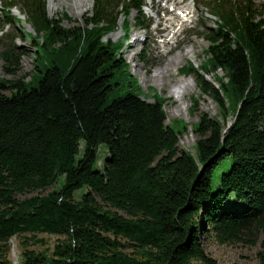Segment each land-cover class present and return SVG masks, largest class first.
<instances>
[{
    "label": "trees",
    "instance_id": "trees-1",
    "mask_svg": "<svg viewBox=\"0 0 264 264\" xmlns=\"http://www.w3.org/2000/svg\"><path fill=\"white\" fill-rule=\"evenodd\" d=\"M23 3L35 68L27 80L0 78V264H11L14 236L21 264H224L206 252L205 233L219 244L260 240L264 264V4L210 1L216 19L203 36L207 58L199 70L180 68L218 107L195 123L193 155L179 146L186 124L167 123L166 99L154 92L147 100L122 56L124 41L108 38L120 16L129 36L134 10L144 26L143 0H94L84 25L73 28L48 15L46 0ZM114 5L122 12L112 15ZM25 53L4 42V72L16 76ZM226 157L231 163L214 185ZM62 176L59 189L17 198ZM40 233L60 237L51 252L33 248L45 243ZM119 237L135 251L122 250Z\"/></svg>",
    "mask_w": 264,
    "mask_h": 264
},
{
    "label": "rangeland",
    "instance_id": "rangeland-1",
    "mask_svg": "<svg viewBox=\"0 0 264 264\" xmlns=\"http://www.w3.org/2000/svg\"><path fill=\"white\" fill-rule=\"evenodd\" d=\"M5 1L6 0H0V51L4 48V42H8L10 45L23 48L26 53L21 56V69L16 76H10L4 72L3 60L0 57V78L8 79L25 77L27 80L30 77L28 72L35 68V45L32 44L29 37L25 35L24 30L33 32V28L30 26L26 5H23V0H17L18 2H22V5L20 4L12 13L4 8L3 4ZM46 1L48 15L50 17H56L57 15L61 17L63 16V26L66 28L84 25V14L91 11L94 6V0H91L89 8L78 13L72 8L74 5L71 4L72 2L70 0H54V3L49 0ZM152 1L156 3L159 0H145L143 13L146 16V19L142 20V22L147 26L146 30L137 25L138 13L134 10L130 15L132 29L130 30L129 36L124 38V31L122 28H119L116 31L117 33L112 32L108 34V38L114 41H124L122 56L129 63L131 72L134 76H137L143 93H148L147 98H151L152 93L157 92L166 99L164 109L167 113V123L172 125L176 123L177 120H181L186 124L184 132L180 136L179 146L190 151L193 155H196L195 145L199 136L193 130L194 125L202 115L211 117L217 116L218 107L211 96L203 94L198 87L194 76L192 74H182L180 68L183 66H192L197 70L200 69L199 66L207 58L205 55V49L209 46V42L203 36L208 28L215 25L214 20L216 17L211 14L212 9L208 3L209 0H181L180 7L183 10H186L189 7L187 13L191 11L189 18L185 20V22H183V18H181L184 13H181L180 11L179 15L177 12L167 14L165 13L166 10L163 8H160L159 12L158 8L150 9ZM165 1L166 0L160 2L161 7L164 5ZM252 1L258 6L264 4V0ZM171 3L172 2L167 3L169 9L173 7L170 5ZM120 12H122V8L114 5L110 13L116 15ZM6 15L10 18L12 16L15 17V20L14 22L12 21L11 26L4 28L3 26L6 21ZM160 17H175L174 24L170 27H166L168 23L165 21L159 22ZM123 20L124 17L120 16L118 23L121 25ZM3 31L7 32L2 34ZM173 31L177 32V35L171 36ZM160 34H165V36L162 37ZM137 36L139 41L135 43L134 37ZM167 40L173 44H167ZM131 45H134V47L132 48ZM185 48H187V50L192 49L193 52L186 57L179 58L180 61L178 63L173 62L171 59L175 57L176 53ZM162 49H165V52H161ZM167 59L171 60L168 69V76L164 80L165 82L161 83L153 77V74L155 73L156 68L162 67L167 62ZM216 75L222 76L223 71H219ZM216 75L208 76L207 78L211 82L217 83V79L215 78ZM183 83L188 84L187 88H181ZM180 90H183L181 94L179 93ZM5 92L9 93L10 91L6 90ZM84 145L85 142L82 140L79 156H81V153L83 152ZM107 155V145L104 143L100 144L96 167L103 168ZM225 160L228 162L223 164V161ZM223 161L214 170V185L219 182L220 175L231 163V160L227 157ZM63 181L64 176L60 177L58 183L51 187L44 190L26 191L22 194H17V198L22 200L31 196L46 195L54 188L59 189L62 186ZM86 190V187L76 190L75 196L79 197L80 194ZM102 204L104 208H110L113 211L124 214L122 211L113 209L108 205H105L103 202ZM37 236L40 239H44L45 243L36 244L33 248L37 251L46 250L48 252L53 250L55 244L60 238L57 235H50L47 233H40L37 234ZM111 237L114 236L111 235ZM118 239L122 244V250L127 253L135 251L134 247L126 238L119 237ZM202 240L206 252L221 263L259 264L257 252L260 249V240L255 246L219 244L213 238L211 233L203 234ZM19 241L20 239L16 236L10 240L11 250L9 258L11 259V264H21Z\"/></svg>",
    "mask_w": 264,
    "mask_h": 264
},
{
    "label": "bare ground",
    "instance_id": "bare-ground-1",
    "mask_svg": "<svg viewBox=\"0 0 264 264\" xmlns=\"http://www.w3.org/2000/svg\"><path fill=\"white\" fill-rule=\"evenodd\" d=\"M50 2H53L54 3V0H49ZM72 3V5H74V6H72V8L74 9V11H77L78 13L80 12H82L83 10H85V9H87V8H89V6H90V4H91V0H84V1H81V0H70ZM161 1H163V0H159L158 2H154V1H152L151 2V6H150V8L151 9H155V8H158V10L160 9V8H165L168 12H172V9H169L167 6H162L161 7ZM169 2H172L170 5H172V6H176V5H179L180 3H181V0H167V2L166 3H169ZM54 5V4H53ZM179 11L182 9L181 7H179V8H177ZM189 9V7L186 9V10H182V11H180L181 13H185L184 14V16H186L187 18H189V15H190V13H191V11L189 12V13H187V10ZM177 13H178V11H177ZM174 18L175 17H160L159 18V22H161V21H165V22H167L168 24L166 25V27H170V26H172L173 24H174ZM183 18V17H182ZM184 20V19H183ZM115 33H117V32H115ZM136 36V35H135ZM134 41H135V43L137 42V41H139V38H138V36L137 37H134ZM167 44H173V43H171L169 40H167ZM135 45V44H134ZM134 45L132 46L131 45V47L133 48L134 47ZM161 52H165V49H162L161 50ZM193 52V50L191 49V50H187V48H185V49H183V50H181V51H178V53H176V55H175V57L173 58V59H171V60H173V62H179L180 60H179V58H183V57H186V56H188L190 53H192ZM172 58V57H171ZM171 60L170 59H167V62L162 66V67H159V68H156V70H155V73L153 74V77L157 80V81H159V82H161V83H164L165 81V79H166V77L168 76V69H169V66H170V62H171ZM175 60V61H174ZM177 60V61H176ZM187 77H189V76H187ZM187 86H188V84L187 83H183V86H181V88L183 87L184 89L185 88H187ZM183 89V90H184ZM183 90L181 91H179V93L181 94V92H183ZM178 97H179V95H178Z\"/></svg>",
    "mask_w": 264,
    "mask_h": 264
}]
</instances>
